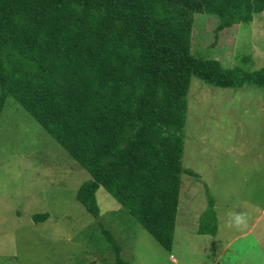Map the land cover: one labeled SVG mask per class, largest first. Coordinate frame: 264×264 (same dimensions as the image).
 Wrapping results in <instances>:
<instances>
[{"label":"trees","instance_id":"obj_1","mask_svg":"<svg viewBox=\"0 0 264 264\" xmlns=\"http://www.w3.org/2000/svg\"><path fill=\"white\" fill-rule=\"evenodd\" d=\"M263 12L264 0H0V113L12 98L89 174L75 199L94 221L102 188L169 251L192 173L182 165L192 78L264 91V66L194 53L193 29L214 48ZM99 224L110 264H128Z\"/></svg>","mask_w":264,"mask_h":264},{"label":"rangeland","instance_id":"obj_2","mask_svg":"<svg viewBox=\"0 0 264 264\" xmlns=\"http://www.w3.org/2000/svg\"><path fill=\"white\" fill-rule=\"evenodd\" d=\"M200 28L193 29L194 53L219 56L227 67L249 55L247 67L264 66V12L214 48L196 35ZM187 99L182 165L192 173L182 175L168 251L102 188L94 221L75 199L89 174L8 98L0 113V264H110L99 223L128 264H264V91L193 77ZM36 213L49 216L35 222ZM203 213L215 222L213 234L200 232L211 226L202 224Z\"/></svg>","mask_w":264,"mask_h":264},{"label":"clouds","instance_id":"obj_3","mask_svg":"<svg viewBox=\"0 0 264 264\" xmlns=\"http://www.w3.org/2000/svg\"><path fill=\"white\" fill-rule=\"evenodd\" d=\"M234 216H235V220H236L237 224H240L243 222L244 216L242 213L234 214Z\"/></svg>","mask_w":264,"mask_h":264}]
</instances>
